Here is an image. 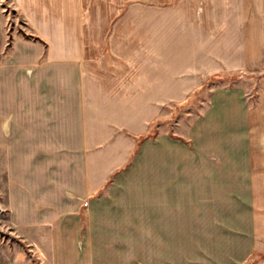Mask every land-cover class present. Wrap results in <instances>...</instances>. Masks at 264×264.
I'll use <instances>...</instances> for the list:
<instances>
[{"label": "crops", "instance_id": "0c3cea01", "mask_svg": "<svg viewBox=\"0 0 264 264\" xmlns=\"http://www.w3.org/2000/svg\"><path fill=\"white\" fill-rule=\"evenodd\" d=\"M16 3L48 46L17 39L0 64V148L12 218L47 233L49 264H241L264 88L215 86L192 144L142 138L212 76L264 71V0Z\"/></svg>", "mask_w": 264, "mask_h": 264}, {"label": "rangeland", "instance_id": "374dc122", "mask_svg": "<svg viewBox=\"0 0 264 264\" xmlns=\"http://www.w3.org/2000/svg\"><path fill=\"white\" fill-rule=\"evenodd\" d=\"M17 39L48 46V43L25 19L16 0H0V64L8 58ZM233 84L248 89L250 101L255 102L258 99V89L264 88V71L253 74L234 73L223 77L212 76L200 89L189 94L185 102L171 105L168 115L155 122L156 135L148 138H157L161 130H167L172 137L192 144L185 135L194 120L208 108L212 89L219 85ZM4 153L0 148V264H49L51 247L44 239L47 233L19 227L12 218L11 209L8 206L9 175L5 166ZM81 216L84 220L83 212ZM253 222L255 223L252 250L241 264H264V209L255 212Z\"/></svg>", "mask_w": 264, "mask_h": 264}, {"label": "trees", "instance_id": "16d2710c", "mask_svg": "<svg viewBox=\"0 0 264 264\" xmlns=\"http://www.w3.org/2000/svg\"><path fill=\"white\" fill-rule=\"evenodd\" d=\"M155 123L154 124H152L151 125V130H150V132L146 135V136H144L143 138H142V140L143 139H145V138H148V137H154L156 134H155ZM154 130V131H153ZM155 134V135H154Z\"/></svg>", "mask_w": 264, "mask_h": 264}]
</instances>
